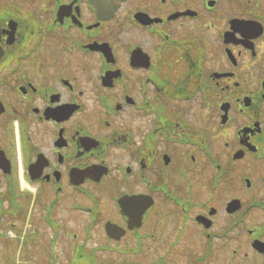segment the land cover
<instances>
[{
    "label": "flooded vegetation",
    "instance_id": "flooded-vegetation-1",
    "mask_svg": "<svg viewBox=\"0 0 264 264\" xmlns=\"http://www.w3.org/2000/svg\"><path fill=\"white\" fill-rule=\"evenodd\" d=\"M0 196V264H264V0H0Z\"/></svg>",
    "mask_w": 264,
    "mask_h": 264
},
{
    "label": "rangeland",
    "instance_id": "rangeland-1",
    "mask_svg": "<svg viewBox=\"0 0 264 264\" xmlns=\"http://www.w3.org/2000/svg\"><path fill=\"white\" fill-rule=\"evenodd\" d=\"M24 186V185H23ZM21 189V188H20ZM0 200L2 201L3 200V198L2 197H0ZM1 204V203H0ZM6 235H8L7 233H5L4 234V232L3 233H1L0 232V238H1V240L3 241V242H5L6 241ZM181 249H183V254H180L181 255V257H185V249H184V247L181 245V243H180V245L178 246V251H181Z\"/></svg>",
    "mask_w": 264,
    "mask_h": 264
}]
</instances>
